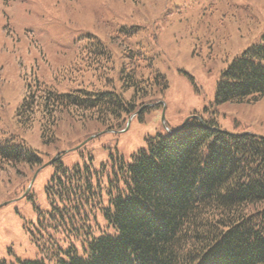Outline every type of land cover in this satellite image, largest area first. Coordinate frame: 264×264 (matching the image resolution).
Segmentation results:
<instances>
[{
	"label": "trees",
	"instance_id": "obj_1",
	"mask_svg": "<svg viewBox=\"0 0 264 264\" xmlns=\"http://www.w3.org/2000/svg\"><path fill=\"white\" fill-rule=\"evenodd\" d=\"M136 31L121 28L114 35L123 46L118 68L97 39L83 47L88 62L79 71L103 67L109 89L59 93L36 81L16 109L17 122L24 128L38 123L43 136L64 115L121 129L142 105L151 107L167 81L138 44L124 45ZM263 95L264 44H256L222 71L215 103L256 102ZM13 140H0V163L14 171L37 168V153ZM51 165L44 188L49 210L39 227L70 241L52 264H264L262 136L223 132L212 118L190 117L178 130L149 138L129 160L66 168L56 158Z\"/></svg>",
	"mask_w": 264,
	"mask_h": 264
},
{
	"label": "rangeland",
	"instance_id": "obj_2",
	"mask_svg": "<svg viewBox=\"0 0 264 264\" xmlns=\"http://www.w3.org/2000/svg\"><path fill=\"white\" fill-rule=\"evenodd\" d=\"M121 28H137L124 45L138 44L166 78L151 107L142 105L121 129L64 115L43 136L38 123L24 128L17 122L16 109L36 81L59 93L109 89L103 67L79 71L88 62L83 47L97 39L118 68L123 46L120 35L113 38ZM263 38L264 0H0V140L23 142L41 160L32 171L0 163V261L52 264L58 248L70 243L38 222L49 210L44 188L56 156L66 168L129 160L149 138L178 130L190 117L212 118L223 132L264 137V95L256 102L215 103L222 71Z\"/></svg>",
	"mask_w": 264,
	"mask_h": 264
},
{
	"label": "water",
	"instance_id": "obj_3",
	"mask_svg": "<svg viewBox=\"0 0 264 264\" xmlns=\"http://www.w3.org/2000/svg\"><path fill=\"white\" fill-rule=\"evenodd\" d=\"M128 123H129V122H128ZM54 159H55V158H54ZM54 159H52L49 163L51 164V163L54 161ZM33 180H34V178L32 179L29 188L31 187ZM29 188H28V189H29Z\"/></svg>",
	"mask_w": 264,
	"mask_h": 264
}]
</instances>
